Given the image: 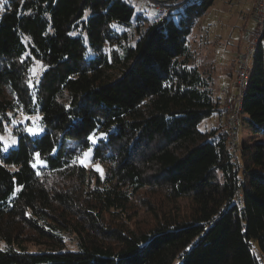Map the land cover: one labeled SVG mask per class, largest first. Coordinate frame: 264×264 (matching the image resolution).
<instances>
[{"label":"trees","instance_id":"obj_1","mask_svg":"<svg viewBox=\"0 0 264 264\" xmlns=\"http://www.w3.org/2000/svg\"><path fill=\"white\" fill-rule=\"evenodd\" d=\"M215 1L157 0L150 19L130 0H3L0 134L18 113L43 132L0 139V264H264V36L234 152L199 129L229 100L190 40ZM92 146L103 174L80 162Z\"/></svg>","mask_w":264,"mask_h":264},{"label":"rangeland","instance_id":"obj_2","mask_svg":"<svg viewBox=\"0 0 264 264\" xmlns=\"http://www.w3.org/2000/svg\"><path fill=\"white\" fill-rule=\"evenodd\" d=\"M130 1L135 7V16L140 11H143L147 18L152 19L159 13L157 0ZM254 4L255 0H216L208 11L198 19L194 31L190 36L192 48L195 51L194 62L199 65L201 70L213 74L215 82L214 89L217 91V95L224 97L227 93L229 94V100L224 106L225 111L223 117H220L219 113H215L204 119L199 124V129L202 131L211 130L215 126H220L219 130H221L225 126H229L232 116L234 120L238 119L235 111L238 105V64L234 66L232 63L247 51L248 44L242 38V32L245 31L247 34H251L257 27ZM123 28L126 27L123 26ZM262 43L264 47V39ZM249 64L251 67L250 70L252 71L254 65L253 54L249 59ZM42 70L43 65L36 61L32 69L33 77H37ZM224 84L227 85V90H223ZM37 117L40 116L38 114L26 115L24 113L13 115L12 122L6 124L0 134L3 142L2 151L4 153L18 144V136L14 133L16 125L22 123L26 130L38 127L42 129L39 134L43 132V127L38 123ZM243 117L244 114H241L240 121L236 126H233L234 131H236L238 149L239 142L247 136L248 133L242 121ZM263 137L264 134L260 133L255 139ZM13 140L16 141L15 144L12 143ZM91 148L92 153L90 157L86 158L82 156L81 159L85 161L84 164L88 168L97 170L95 166L99 165L102 171H97L103 174L104 170L102 166L100 164H94L91 160L94 147L92 146ZM141 216H143V214L138 211L136 219L140 221ZM4 247L5 242L0 240V248ZM30 250L34 251L33 248H30ZM178 261L179 260H176L175 264H177Z\"/></svg>","mask_w":264,"mask_h":264},{"label":"built area","instance_id":"obj_3","mask_svg":"<svg viewBox=\"0 0 264 264\" xmlns=\"http://www.w3.org/2000/svg\"><path fill=\"white\" fill-rule=\"evenodd\" d=\"M158 9H164L161 5H157ZM255 14L257 18V28L252 35V37L248 38V45H247V51L239 58L238 60V70H237V87H238V94H237V101L238 105L236 107V115L238 116V119L234 120L233 116L231 118L229 126H225L220 130L221 134H226L228 137V146L231 149V151H236L237 149V137H236V131H234L233 126H236V124L240 121V117L242 114V95L244 90L246 89V86L248 85L249 80V73H250V64L249 59L251 55L255 52L257 45L259 44L260 40L264 36V0H256V9ZM245 32L243 33V36ZM225 87V86H224Z\"/></svg>","mask_w":264,"mask_h":264},{"label":"snow or ice","instance_id":"obj_4","mask_svg":"<svg viewBox=\"0 0 264 264\" xmlns=\"http://www.w3.org/2000/svg\"><path fill=\"white\" fill-rule=\"evenodd\" d=\"M0 6H3V0H0ZM29 83H30V84L32 83L31 80L29 81ZM28 119H31V118H28ZM36 119H39V117H37ZM27 130H28V132H29L30 134H32V135H38V134L42 131V129H40V128H38V127H35V128H29V129H27ZM106 135H107L106 133H100L99 136H97L95 133H92V134L89 135L88 139H89L93 144H95L98 140L104 138ZM0 139H2V138H0ZM12 143L15 144L16 141L13 140ZM5 150H6V149H5ZM91 153H92V148H89L86 152L83 153V156L86 157V158H88V157H90V154H91ZM36 156H39V154H36ZM80 162H81V163H85V161H84L83 159H82ZM95 167L97 168L98 171H102L99 165H96Z\"/></svg>","mask_w":264,"mask_h":264},{"label":"crops","instance_id":"obj_5","mask_svg":"<svg viewBox=\"0 0 264 264\" xmlns=\"http://www.w3.org/2000/svg\"><path fill=\"white\" fill-rule=\"evenodd\" d=\"M250 37H251V34H248L247 38L244 39L247 44H248V38Z\"/></svg>","mask_w":264,"mask_h":264},{"label":"water","instance_id":"obj_6","mask_svg":"<svg viewBox=\"0 0 264 264\" xmlns=\"http://www.w3.org/2000/svg\"><path fill=\"white\" fill-rule=\"evenodd\" d=\"M159 2L166 1V0H158ZM262 261V260H261ZM263 263V262H262Z\"/></svg>","mask_w":264,"mask_h":264}]
</instances>
